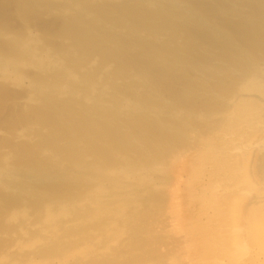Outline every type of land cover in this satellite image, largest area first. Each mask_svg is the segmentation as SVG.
Returning <instances> with one entry per match:
<instances>
[{"label":"bare ground","instance_id":"bare-ground-1","mask_svg":"<svg viewBox=\"0 0 264 264\" xmlns=\"http://www.w3.org/2000/svg\"><path fill=\"white\" fill-rule=\"evenodd\" d=\"M0 264H264V0H0Z\"/></svg>","mask_w":264,"mask_h":264}]
</instances>
